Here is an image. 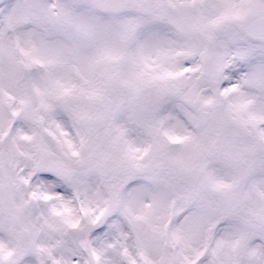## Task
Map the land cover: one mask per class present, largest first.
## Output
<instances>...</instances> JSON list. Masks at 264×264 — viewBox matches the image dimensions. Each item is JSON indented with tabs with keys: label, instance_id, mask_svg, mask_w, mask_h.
<instances>
[{
	"label": "snow or ice",
	"instance_id": "obj_1",
	"mask_svg": "<svg viewBox=\"0 0 264 264\" xmlns=\"http://www.w3.org/2000/svg\"><path fill=\"white\" fill-rule=\"evenodd\" d=\"M0 264H264V0H0Z\"/></svg>",
	"mask_w": 264,
	"mask_h": 264
}]
</instances>
